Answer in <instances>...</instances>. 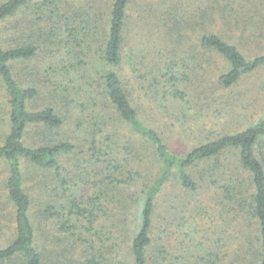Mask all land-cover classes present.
<instances>
[{"label":"trees","instance_id":"16d2710c","mask_svg":"<svg viewBox=\"0 0 264 264\" xmlns=\"http://www.w3.org/2000/svg\"><path fill=\"white\" fill-rule=\"evenodd\" d=\"M180 1L158 0L154 4L156 27L166 24L168 29L163 35L158 34L157 44L146 47L145 40L128 49L129 32L136 27H131L129 14L134 0H111L104 22L95 20L94 26L93 18L84 19L85 14H80L83 8L74 9L78 0L66 1L71 14L64 10L60 0H42L34 5L30 0H0V92L7 109L2 118L4 131L0 134V210L4 212L0 213V264H49L47 253L58 248L53 246L54 250L49 251L46 244L40 245L39 239H43L45 232L41 233L38 224L51 219L50 211L62 223L64 232L78 230L75 225L69 226L72 219H67L76 216L90 225L87 234H92L97 202L106 194L116 201L114 196L131 186L136 191L131 196L135 210L127 215L132 226L127 264H264V112L239 132L196 135L194 144L178 153L150 121L143 101L153 103L151 117L155 119L156 115L168 112L163 102H156L160 94L168 96L176 106L189 101L191 93L202 94L203 88L208 90L216 85L223 91L231 90L264 68V43L259 41L260 51L250 54V50H242V42L248 46V41L234 40L237 34L231 28L225 33H214L206 30L204 24L200 26L197 19L202 16L201 9L194 10L192 16L183 15L187 6ZM21 12L26 16L15 27L11 21ZM7 23L9 28L2 30ZM11 29L17 43L4 45L2 34ZM42 43L48 48L47 62L57 76L65 79V84H58L48 93L55 97L53 103L32 109L31 102L40 93L38 87L22 86L13 69L14 64L36 62ZM144 48L148 52L141 58L148 55L154 62L153 66H145L150 78L141 81L140 90L136 86L130 91L115 68L122 65L126 54L132 59ZM90 53L95 55L94 60ZM216 60L222 66L212 81L210 72ZM92 64L97 77L84 75L81 80L85 84L79 88L80 70L88 72L87 67ZM194 81L198 85L191 91ZM74 92L80 96L78 99ZM83 95L92 102L91 106L80 103L85 99ZM33 130L40 137L39 144L27 143ZM63 131L68 132L64 133L65 139L60 135ZM83 136L86 140L82 144L73 141L80 142ZM71 155L77 169L103 177L98 184L88 176L94 188H100L99 192L105 188L101 196L95 192L83 197L85 202H79L77 188L70 184V174L66 175L68 170L63 165ZM151 161L157 168L154 180L140 169ZM31 174L40 179L36 184L40 198L35 193L34 198V187L26 184ZM137 180L142 185L138 186ZM205 184L218 189L223 210L234 213L238 233L232 244L219 240L208 247L194 236L189 252H173L164 240L166 222L160 227L157 223L162 193L176 187L187 197L199 196ZM46 188L62 193L59 203L46 202ZM6 217L8 223L3 221ZM63 239L50 243H56L64 252L68 250V240ZM77 239L81 254L76 264H104L107 259L101 246H105V238L90 240L80 235ZM188 255L194 257L186 259Z\"/></svg>","mask_w":264,"mask_h":264},{"label":"rangeland","instance_id":"374dc122","mask_svg":"<svg viewBox=\"0 0 264 264\" xmlns=\"http://www.w3.org/2000/svg\"><path fill=\"white\" fill-rule=\"evenodd\" d=\"M39 1L42 0H30L29 3L34 5ZM60 1L63 3L64 10L71 14L72 9L66 4L67 0ZM233 1L234 3L230 4ZM110 2L111 0H78V3L74 5V9L82 10L83 8L80 14H85L84 19L93 18L94 26L95 20L100 21L101 24L104 22L102 19L106 18L104 15ZM157 2L158 0H134V3H132L129 10L130 23L132 25L131 27H136L133 28V32H129L127 41L128 49H131L133 46L136 48L139 44L137 45L135 43H142L145 40V46L147 47L150 45L152 47L157 44L156 42L160 39L158 34L161 33V35H163L168 31V29H166V24L161 25L157 23L161 28H157L155 25L157 14L154 12V4ZM252 2L254 3L251 4ZM180 4L187 6L185 11L182 10L183 15L186 13L188 16H192V14L195 13L194 10L201 9L200 14H202V16H200V19L198 18L197 21L199 20L200 26L204 24L206 30H211L214 33H225L231 28L237 34V38L234 40L237 42L240 40L248 41V46L244 45L242 42L244 46L242 50H246L248 53L250 50V54L260 51V42L264 43V0H181ZM207 8H209L208 11H206ZM147 11L149 14H147ZM26 13L28 14L27 11ZM24 16L26 15L21 12L17 18L12 19L11 23L14 24L15 27L18 26L17 24L19 22H23ZM9 26L10 23L3 24L2 30L3 28H9ZM150 37L153 39V42L149 39ZM2 38L4 39V45L8 44L14 46L17 43V41L15 42V35H13L12 29L4 31ZM39 38L41 40L44 37ZM37 45L40 46L39 44ZM41 48L42 52H38V54L41 55H38L39 59H37L36 62L14 64L13 69L16 79L22 86L36 85L38 87L40 93L38 97L31 102L32 109H39L53 103L55 97L50 96L48 93L50 90H54L58 84L62 82L65 84V79H62L61 76L60 78L59 75L57 76L55 68L47 62V58L49 57L45 56L47 52L45 50L48 48H46L43 43L41 44ZM53 50H56V45ZM143 51L144 50L139 53V56L133 57L132 59L127 57L128 55L126 54L122 65L115 68L124 81L125 86L130 91L131 89H136V86H138V90H140L141 81H144L145 77L146 80L150 78L149 69L145 68V66H153L154 62H152L148 55H146V58L142 59L141 57L148 52V49ZM92 53H90V56L91 59L94 60L95 55ZM43 57L46 61H43ZM93 62L94 61H92V63ZM142 62H144V65ZM221 66L220 60H216L213 64L210 72L212 81H214L213 77L218 74ZM87 69L88 72L80 70L81 78L78 80L80 84L78 85L79 88L83 87L85 84V82L83 81L82 83L81 80L84 75H90L91 78L97 77L93 64L87 67ZM202 73L203 72H200V74ZM89 83L92 87L94 86L92 81ZM197 85L198 83L194 81L192 87H190L191 91H193ZM216 87V85L214 87L211 86L208 90L203 88L204 92L201 91L202 94L197 96L191 93L189 101H185L176 106L168 100V96L164 97L160 94V96L156 98V102H163V105L168 108V112L166 113L163 111L164 113H162V115H156L155 119L151 117V114H153L151 110L155 108V106H153L150 100H143L146 104L145 111L148 112L147 116L150 121H152L163 136L167 138L169 146L174 151L181 153L190 148L192 144H194L196 135L200 136L205 135V133H211L215 136H220L239 132L264 112V68L244 78L231 90L223 91L218 87L216 89ZM75 94L76 92H74V98L78 99L80 96H76ZM61 95L64 96L63 94ZM83 96L85 97V95ZM85 99H81L80 103H83L86 107L87 105L91 106L92 102H88V100ZM72 107L74 106H69L71 112L73 111ZM6 111V103L1 97L0 92V134L4 131L2 118ZM77 111L74 110V113ZM62 114L65 113L62 112ZM88 114V112L84 113L83 116L87 117ZM67 131H69V129ZM67 131L60 133L63 139H65L66 135L64 133H68ZM73 133L75 132L70 131V134ZM83 138L84 139L80 140V142H77V139H73V141L82 144L86 140L85 136H83ZM39 141V135L33 130V132L28 135L27 143L39 144ZM74 155L64 159L63 165L69 171H67L66 175L68 176V174H70L68 176L70 184L77 188L75 193L78 195L79 202L83 203L85 202L83 197L93 196L94 193L99 192L98 189H100L97 187L94 188L88 176L92 178L91 180L93 182H98V184H100L99 180L103 177L97 178L91 174L90 171L85 172L83 168L77 169V162ZM152 162L153 161L147 162V164L140 169L145 172L146 176L149 177L148 179L154 180L157 177V168ZM28 178L26 184H29L28 187L31 185L34 187V192L32 191L34 198L35 194L40 198L41 193L38 192L39 189L38 186H36V184L40 182V179L33 176V174L29 175ZM136 184L138 186L142 185L141 180H137ZM207 187L210 186L208 184L202 185L199 196L195 195L188 197L179 188L169 187L164 189L158 205L157 223L160 227V225L166 222V225L163 226L167 229L164 240L166 246L172 248L173 252H177V250L178 252H189L194 245L193 242L190 241L191 239L194 240V236L197 238V241L205 242L208 247L209 245L217 244L219 240H223L224 242L229 241L232 244L233 238L237 235L238 229L237 222L234 221V213L227 214L228 209H225V211L223 210L217 188ZM103 190H100V196ZM135 191L136 187L133 186L126 191H119L120 193H117L118 196H114V198L117 197L116 201H112L107 194L104 195L102 200L97 202L98 207L95 210L97 219L94 222L92 234H87L90 225H88L83 218H78L76 216L75 218L69 217L67 219H72L69 226L75 225L78 227V230L65 231V233L61 229L62 223L57 217H52V211H50L49 217L51 219L42 221L38 224L41 233L45 232L43 239H39L40 245L46 244V248H48L47 250L49 251L54 250L53 246L58 248L56 252L47 253L46 257L49 264H76L75 261L81 254L80 244L77 239L80 235L90 240H96L98 237H102V239L105 238V246H101V248L104 249L107 259L104 260V264H127L132 237V226H130V222L127 220V215L129 212L132 215L135 210V201L134 198L131 197L132 193H135ZM61 195L62 193L60 191L53 193L50 189L46 188L43 196L49 204H56L60 202ZM43 196H41V199ZM180 197L184 198L178 201ZM176 198H178V200ZM184 199L185 202H182ZM82 206L86 207L85 205ZM223 212L224 215L222 217L221 213ZM0 213H4L3 210H0ZM3 221L8 223L7 217L4 218ZM9 225H12L10 221ZM155 229L158 230L157 224ZM11 233L12 230H10V234ZM96 233L98 237L95 235ZM83 234H85V236H83ZM2 237H5V234H3ZM56 238H64L63 241L68 240V242H66L68 246L67 251H60L62 249H60L56 243L53 245L50 243V240ZM97 243L101 245L99 240H97ZM62 246H64V244ZM192 250L195 249L193 248ZM193 257L192 255H188L186 259H191Z\"/></svg>","mask_w":264,"mask_h":264}]
</instances>
